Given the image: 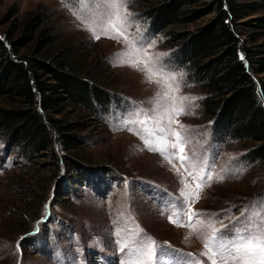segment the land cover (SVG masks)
Here are the masks:
<instances>
[{"label": "rangeland", "instance_id": "374dc122", "mask_svg": "<svg viewBox=\"0 0 264 264\" xmlns=\"http://www.w3.org/2000/svg\"><path fill=\"white\" fill-rule=\"evenodd\" d=\"M138 5L128 0L130 36H139V25L145 46L155 42L149 53L166 54L162 62L167 70L183 74L182 79L178 77L176 95L197 98L187 114L177 118L187 126L190 142L186 150L202 157L214 177L224 176L223 181L214 180L206 187L192 208L212 214L204 219L222 220L231 228L252 206L264 211V165L248 163L244 145L216 134L214 121L202 113L200 101L205 94L172 64L171 49L163 45L164 36L149 32ZM29 13L46 16L58 38L57 45L80 57L79 65L91 68L109 91L110 106L92 114L67 103L63 114L57 116L79 123L73 133L81 144L78 160L83 164L82 172L65 158L56 164L50 154L27 160L0 136V264H121L131 253L121 252L117 241L127 240L130 230H138L137 225L143 230L141 236L164 246L169 264L206 261L200 255L204 249L196 235L167 219L179 195L178 176L158 153L144 148L137 135L121 130L122 122L140 109L155 115L150 101L162 90L147 83L134 68L118 66L115 54L126 50L123 40L93 39L61 0H0V34L14 21L23 22ZM209 17L181 28L194 30ZM0 106H10V102L0 98ZM60 153L66 152L60 149ZM174 162L179 167V162Z\"/></svg>", "mask_w": 264, "mask_h": 264}, {"label": "trees", "instance_id": "16d2710c", "mask_svg": "<svg viewBox=\"0 0 264 264\" xmlns=\"http://www.w3.org/2000/svg\"><path fill=\"white\" fill-rule=\"evenodd\" d=\"M134 1L149 32L164 36L172 64L205 94L202 113L216 134L244 145L248 163L264 165V0ZM208 15L194 30L181 28ZM57 42L43 13H29L0 34V98L10 102L0 106V136L27 160L50 154L82 172L73 133L79 123L57 116L67 103L99 114L110 95Z\"/></svg>", "mask_w": 264, "mask_h": 264}, {"label": "snow or ice", "instance_id": "6c2138e0", "mask_svg": "<svg viewBox=\"0 0 264 264\" xmlns=\"http://www.w3.org/2000/svg\"><path fill=\"white\" fill-rule=\"evenodd\" d=\"M61 2L70 6L73 15L92 33L93 39L99 40L103 36L117 42L123 40L126 50L115 54L118 66L134 68L144 75L147 83H155L162 90L150 101L154 105L151 112L156 113L155 115L140 109L133 113V118L122 122L121 130L137 135L144 148L158 153L178 176L179 195L174 198L175 202L167 219L176 227L187 228L189 235L195 234L203 244L204 251L200 255L206 258V261L197 260L189 264H264V211L252 206L248 210L249 214L242 213L243 219L238 217L237 223H233L230 228L222 220L204 219V216L211 217L212 214L192 208L201 199L204 189L210 187L214 180L223 181L224 176L214 177L202 157L195 152L189 154L186 150L190 142L186 135L187 126L177 118L187 114L188 106L197 98L176 95L180 89L179 79H182L183 74L167 70L162 62L166 54L149 53L148 48L154 47L155 42H148L147 47L145 46L139 25H136L139 36H130L128 29L132 27V13L127 11L128 0ZM261 98L264 99V95ZM174 161L179 162V167ZM217 224L220 226L217 227ZM136 227L138 230H130L127 240L117 241L121 252L128 250L131 253L121 264H169L170 256L164 246L151 237L141 236L143 230L138 225Z\"/></svg>", "mask_w": 264, "mask_h": 264}]
</instances>
